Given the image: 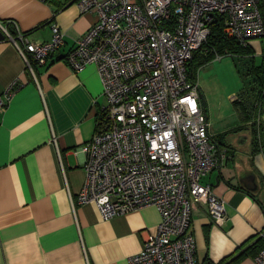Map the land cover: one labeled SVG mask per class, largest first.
Listing matches in <instances>:
<instances>
[{
	"label": "crops",
	"instance_id": "1",
	"mask_svg": "<svg viewBox=\"0 0 264 264\" xmlns=\"http://www.w3.org/2000/svg\"><path fill=\"white\" fill-rule=\"evenodd\" d=\"M11 20L36 43L50 41L56 23L65 42L45 64L34 63L33 74L13 42L0 39V95L16 82L0 111V264H134L131 257L161 220L158 208L104 220L96 203L78 202L86 180V155L80 150L94 135L105 98L96 65L75 72L66 55L97 13H82L75 0H0V21L16 34ZM248 45V52L233 58L243 75L245 66L264 60V37ZM207 116L211 119V113ZM257 121V139L252 121L221 131L210 123V134L230 157L202 182L224 198L227 218L215 225L206 206H195L191 229L197 264H258L264 231V95Z\"/></svg>",
	"mask_w": 264,
	"mask_h": 264
},
{
	"label": "built area",
	"instance_id": "2",
	"mask_svg": "<svg viewBox=\"0 0 264 264\" xmlns=\"http://www.w3.org/2000/svg\"><path fill=\"white\" fill-rule=\"evenodd\" d=\"M75 1L82 13L96 12L97 20L66 59L75 72L96 65L105 98L94 135L80 150L86 155V180L78 202L96 203L104 220L156 206L161 220L132 262L197 264L195 206H206L215 225L227 218L224 198L202 177L230 156L209 132L200 85L188 63L218 17L224 35L242 46L264 37L260 0ZM9 22L17 33L2 21L0 33L33 74V64H45L65 42L56 23L52 39L36 43ZM15 85L0 95V111ZM259 236L264 241V231ZM255 260L264 264V245Z\"/></svg>",
	"mask_w": 264,
	"mask_h": 264
},
{
	"label": "trees",
	"instance_id": "3",
	"mask_svg": "<svg viewBox=\"0 0 264 264\" xmlns=\"http://www.w3.org/2000/svg\"><path fill=\"white\" fill-rule=\"evenodd\" d=\"M260 10L264 19V0H260ZM249 45L242 46L237 41L227 38L223 32V21L221 17L212 23L211 34L201 47L195 51L193 58L189 61L190 76L197 79V70L213 60L216 54L220 55H242L249 51ZM245 66V65H244ZM246 71V72H245ZM244 75H249L250 79L242 87L239 95L234 97L233 103L236 108L240 110L243 115V120L253 122V130L255 139L258 138V126L261 124L257 121L258 111L256 116H252V109L255 107L259 109L260 103L264 95V60L260 65H254L252 62L247 67H244ZM251 109V114H250ZM259 123V124H258ZM261 248L264 245L263 239ZM204 264H223L214 263L207 260Z\"/></svg>",
	"mask_w": 264,
	"mask_h": 264
},
{
	"label": "rangeland",
	"instance_id": "4",
	"mask_svg": "<svg viewBox=\"0 0 264 264\" xmlns=\"http://www.w3.org/2000/svg\"><path fill=\"white\" fill-rule=\"evenodd\" d=\"M233 58L239 59L229 54L222 55V58H214L197 70V82L204 94L207 114L211 113L209 122L211 124L214 122L216 127H220V131L225 130L223 128L227 126L243 123V115L231 102V97L239 95L242 81L247 75H243V71L242 73L237 71L241 64L239 66L235 64L236 61ZM237 62L240 61L237 60ZM257 111L258 109L254 107L252 116H256ZM259 131L260 125L258 135Z\"/></svg>",
	"mask_w": 264,
	"mask_h": 264
},
{
	"label": "water",
	"instance_id": "5",
	"mask_svg": "<svg viewBox=\"0 0 264 264\" xmlns=\"http://www.w3.org/2000/svg\"><path fill=\"white\" fill-rule=\"evenodd\" d=\"M4 38H5V35L3 33H0V39H4ZM201 99H202L204 108L206 109V107H205V99H204L203 93L201 94ZM249 188H251V187H249Z\"/></svg>",
	"mask_w": 264,
	"mask_h": 264
}]
</instances>
